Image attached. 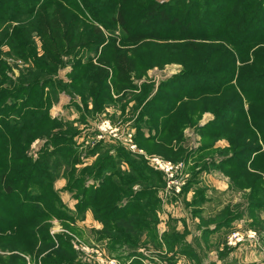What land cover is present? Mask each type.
Returning <instances> with one entry per match:
<instances>
[{"label": "trees", "instance_id": "trees-1", "mask_svg": "<svg viewBox=\"0 0 264 264\" xmlns=\"http://www.w3.org/2000/svg\"><path fill=\"white\" fill-rule=\"evenodd\" d=\"M117 27L120 44L133 47L128 60L126 53L117 55L123 62L114 61V54L120 53L117 40H105L102 30L114 33ZM262 44L264 0H0V264H29L26 257L35 264H82L71 240L52 236L51 227L55 219L85 220L88 212L101 225L95 231L97 240H108L111 252L125 245L135 249L130 264H143L136 249L144 233L156 250L166 245L173 252L178 236L160 237L158 232L161 202L155 190L160 188L153 185L161 178L144 160L128 159L133 172L122 174L117 158L104 157L89 172L100 178L94 187L81 186L88 173L71 172L70 189L82 190L78 216L68 214L55 188L56 172L77 165L72 160L76 151L64 133L52 134L62 125L50 114L53 102L68 87L85 93L89 83L97 102L108 101V93L100 94L108 92L110 78L115 85L129 87L130 74L142 77L170 63L184 67L160 86L174 93L154 100H163V108L149 110L151 104H146L141 113L162 115L160 138L169 146L178 133L181 137L179 119L184 115L175 110L178 104L189 113L187 126L196 124L197 113H213L214 121L199 131L213 142L227 139L232 151L215 167H231L235 177L238 171L254 179L251 187L257 191L250 199L255 208H264V47L252 52ZM151 45L161 49L144 51ZM66 57L72 62V79L63 87L55 77L67 66ZM9 58L24 64L19 77ZM149 92L145 87L141 96ZM153 121L146 123L153 127ZM47 136L52 149L46 147L37 160L29 156L32 143ZM210 149L213 144L196 153ZM179 150L184 156L176 160L185 158V150ZM119 157L127 159L125 154ZM142 183L151 185L134 193L135 185Z\"/></svg>", "mask_w": 264, "mask_h": 264}, {"label": "rangeland", "instance_id": "rangeland-1", "mask_svg": "<svg viewBox=\"0 0 264 264\" xmlns=\"http://www.w3.org/2000/svg\"><path fill=\"white\" fill-rule=\"evenodd\" d=\"M157 1L169 3L172 0ZM102 30L105 40H117L116 46L120 53L114 54V61H124V58L123 61L117 58L121 52L126 53L128 60L130 57L127 54L133 47L120 44L121 30L118 27L114 33L107 29ZM206 45H213V41H206ZM260 47H264V44L255 46L252 52ZM159 49L161 48L151 45L146 46L144 51L152 52ZM4 51L7 52L8 49ZM101 52L102 49L98 54ZM64 60L67 66L58 73L55 80L66 87L70 85L72 79L69 76L72 62L68 57ZM8 61L15 77H19L20 68L24 67V64L13 58H9ZM183 70L182 65L170 63L163 67H155L142 77L130 74L131 87L115 85L110 78L106 84L109 88L108 92L100 94L108 93L107 96L110 98L108 101L102 98L97 102L96 96L91 93L89 83V90L85 93L81 88L77 89L78 87L74 89L68 87L65 92L60 93L58 101H54L51 106L50 114L53 119L61 121L62 128L52 134L62 132L65 137L70 138L72 147L76 151L72 160H77V165L75 164L71 169L61 167L56 172L58 179L55 188L67 207L68 214L72 215L73 212V216H78L76 206L80 201L79 191L84 185L92 187L99 185L100 178L96 180L95 174L91 175L89 172L95 169L104 157L117 158L120 164L118 170L122 174L133 172L129 160L137 163L144 160L147 166L161 178V182L156 180L153 185L160 188L154 189L161 202L159 236L171 235L178 238L173 252H170L166 245L156 250L149 243L150 235L144 233L141 244L136 249L141 253V257L138 258L143 264H264V208H255L250 199L257 191L251 187L255 181L238 171L234 173L237 175L235 177L231 174V167H215L220 160L231 156L230 143L223 138L214 142L211 138L204 139L199 131L201 127L213 122L215 115L209 111L197 113L196 124L187 126L189 113L182 110V106L179 107L178 104L175 110L184 115L179 119L181 137L178 133V138L169 146L166 144L167 140L160 138L163 135L160 124L165 122L161 121L162 115H156L154 111L141 113L146 104H151L149 110H159L165 106L163 100L162 103H154V100H158L162 94L170 96L174 92L161 91L160 86L170 82L171 78L179 75ZM115 86L120 89L119 92L116 91ZM145 87H150V92L146 98H143L141 94ZM139 97L143 105L139 104ZM192 106L196 109L201 107ZM245 109L247 110L248 106ZM190 113L192 115L194 111ZM150 118L157 120V122L153 121V127L151 123H146ZM47 138L48 136L35 140L28 152L29 156L37 160L46 147L52 149L46 144ZM211 144L214 149L206 151L205 154L196 153ZM179 148L186 152L184 159V153L180 152ZM218 149L225 151L222 154ZM120 154H125L127 159L119 157ZM178 155H183L180 160H176ZM203 163H207L206 167ZM166 166L169 170L172 169L169 173L164 171ZM161 167L165 169L162 170ZM71 172L75 176L89 174L85 175V181L79 190L70 189L68 177ZM152 176L155 177L153 174ZM239 177L247 185L237 181ZM151 184L135 185L133 191L137 193L142 189L148 190ZM235 184H239V187ZM140 202L146 200L140 199ZM97 230L99 229L93 228L85 220L69 223L55 219L52 222L51 235L69 238L76 251L77 260L82 264H98L100 259L109 258H117L123 264H130L136 258L129 256L135 251L131 246L125 245L118 252H111L108 249V240H97L95 234ZM80 245L85 246L84 252L76 248H80ZM2 254L4 253L0 251V255ZM26 258L29 264H35L29 257Z\"/></svg>", "mask_w": 264, "mask_h": 264}, {"label": "built area", "instance_id": "built-area-1", "mask_svg": "<svg viewBox=\"0 0 264 264\" xmlns=\"http://www.w3.org/2000/svg\"><path fill=\"white\" fill-rule=\"evenodd\" d=\"M161 169L164 170L165 168L161 167ZM171 170H169V167L166 166V169L164 171H166V173H169ZM77 241L79 243H81L79 239H77ZM80 246H81L80 248H78V247H76V248L81 249V251L84 252L86 250L85 246H83V245H80ZM98 264H123V262H121V260H119L117 258H109V259H100L98 261Z\"/></svg>", "mask_w": 264, "mask_h": 264}, {"label": "crops", "instance_id": "crops-1", "mask_svg": "<svg viewBox=\"0 0 264 264\" xmlns=\"http://www.w3.org/2000/svg\"><path fill=\"white\" fill-rule=\"evenodd\" d=\"M85 222H89L90 226H92L93 228L101 229V225L94 220L91 212H88V214L86 215Z\"/></svg>", "mask_w": 264, "mask_h": 264}]
</instances>
